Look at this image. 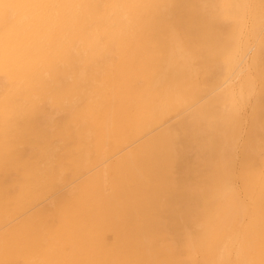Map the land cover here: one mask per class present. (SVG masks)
Returning a JSON list of instances; mask_svg holds the SVG:
<instances>
[{
    "label": "bare ground",
    "instance_id": "6f19581e",
    "mask_svg": "<svg viewBox=\"0 0 264 264\" xmlns=\"http://www.w3.org/2000/svg\"><path fill=\"white\" fill-rule=\"evenodd\" d=\"M245 2L167 21L184 60L160 89L115 46L0 74V264H264V19Z\"/></svg>",
    "mask_w": 264,
    "mask_h": 264
},
{
    "label": "clouds",
    "instance_id": "9594fccd",
    "mask_svg": "<svg viewBox=\"0 0 264 264\" xmlns=\"http://www.w3.org/2000/svg\"><path fill=\"white\" fill-rule=\"evenodd\" d=\"M248 11L245 0H0V74L49 78L70 51L99 56L115 46L138 56L146 86L160 89L167 68L184 60L186 38L167 23L177 12L235 20Z\"/></svg>",
    "mask_w": 264,
    "mask_h": 264
},
{
    "label": "rangeland",
    "instance_id": "374dc122",
    "mask_svg": "<svg viewBox=\"0 0 264 264\" xmlns=\"http://www.w3.org/2000/svg\"><path fill=\"white\" fill-rule=\"evenodd\" d=\"M66 115H67V113L64 112V113H60L57 117H59V118L61 119V118H64ZM184 116H185V113H184ZM184 116L181 115V116L179 117L180 119L178 118V120H186L187 114H186L185 117H184ZM251 155H252V154H250V153H248V154L246 153V156H248V157H249V156H250V157L253 156V155H252V156H251ZM238 187H239V185H238ZM243 195H244V194L242 193V196H243ZM248 201H249L250 206H252L253 204H255L254 201H251V200H248ZM242 203H243V204L245 205V207H246V203H245V201H243ZM50 207H51V206H50ZM242 223H243V224H242ZM242 223H241V227L243 228V227L245 226V224H246V221H243ZM232 248H233V247H232ZM227 260H228V259H227ZM227 260L224 261V264H226V263L228 264V261H227ZM230 260H231V261H230ZM230 260H229V262H233L232 259H230ZM233 263H234V262H233ZM250 264H251V263H250Z\"/></svg>",
    "mask_w": 264,
    "mask_h": 264
}]
</instances>
